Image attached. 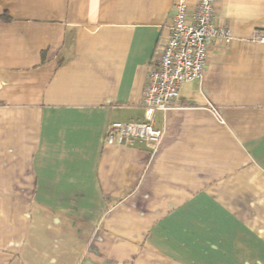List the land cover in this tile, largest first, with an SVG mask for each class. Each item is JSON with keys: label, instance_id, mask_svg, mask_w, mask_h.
<instances>
[{"label": "crops", "instance_id": "crops-1", "mask_svg": "<svg viewBox=\"0 0 264 264\" xmlns=\"http://www.w3.org/2000/svg\"><path fill=\"white\" fill-rule=\"evenodd\" d=\"M179 1L0 0V264H264V0L216 3L157 143L105 139Z\"/></svg>", "mask_w": 264, "mask_h": 264}, {"label": "built area", "instance_id": "built-area-1", "mask_svg": "<svg viewBox=\"0 0 264 264\" xmlns=\"http://www.w3.org/2000/svg\"><path fill=\"white\" fill-rule=\"evenodd\" d=\"M218 1L222 0H196L193 10L186 0L176 4L163 52L147 73L142 98L145 121L110 123L107 143L131 145L136 141L160 140L162 131L155 126V113L175 106L180 85L203 75L213 41L232 40L229 27L218 22L215 7ZM260 40L264 41V37Z\"/></svg>", "mask_w": 264, "mask_h": 264}, {"label": "trees", "instance_id": "trees-1", "mask_svg": "<svg viewBox=\"0 0 264 264\" xmlns=\"http://www.w3.org/2000/svg\"><path fill=\"white\" fill-rule=\"evenodd\" d=\"M2 19H4V20H7V21H9V20H11V16H9V15H3V16H0Z\"/></svg>", "mask_w": 264, "mask_h": 264}]
</instances>
